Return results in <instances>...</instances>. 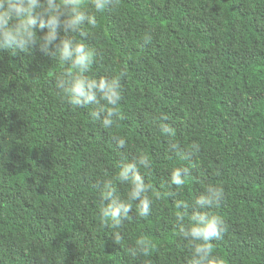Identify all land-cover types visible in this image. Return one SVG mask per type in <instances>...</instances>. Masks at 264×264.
I'll return each mask as SVG.
<instances>
[{"label": "trees", "instance_id": "trees-1", "mask_svg": "<svg viewBox=\"0 0 264 264\" xmlns=\"http://www.w3.org/2000/svg\"><path fill=\"white\" fill-rule=\"evenodd\" d=\"M85 32L88 74L121 83L111 129L57 93L64 64L38 47L0 50V264H187L175 201L209 183L225 190L214 254L264 264V0H119ZM140 151L160 198L148 217L124 222L117 244L98 213L100 181ZM176 167L189 170L178 195ZM140 238L149 249L133 256Z\"/></svg>", "mask_w": 264, "mask_h": 264}, {"label": "clouds", "instance_id": "clouds-1", "mask_svg": "<svg viewBox=\"0 0 264 264\" xmlns=\"http://www.w3.org/2000/svg\"><path fill=\"white\" fill-rule=\"evenodd\" d=\"M118 7L119 0H90L87 8L81 0H0V50L30 52L38 47L52 60L64 64L65 69L55 80L57 93L66 97L73 110H89L90 117L102 128L111 129L122 100L121 83L114 76L88 74L93 54L83 38L86 27L95 26L98 13ZM61 31L63 36L59 35ZM161 131L172 135L167 125ZM115 141L118 147H126L125 138L117 137ZM167 151L179 155L182 149L170 142ZM152 164V158L143 151L131 158L122 155L118 171L100 181L98 213L115 230L112 235L117 244L122 240L119 229L124 222L133 214L148 217L154 201L160 198L146 179ZM188 175L185 167L171 171L168 183L177 195ZM118 183L127 185L123 196L118 194ZM224 199V188L209 183L194 200L175 201V207L181 211L174 216L173 223L179 236L188 242L187 264H223L213 252V241L222 239L227 230L223 218L214 211ZM149 246V240L140 238L129 251L133 256L143 255Z\"/></svg>", "mask_w": 264, "mask_h": 264}]
</instances>
